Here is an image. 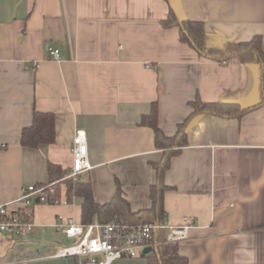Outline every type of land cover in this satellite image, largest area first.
Returning <instances> with one entry per match:
<instances>
[{
	"label": "crops",
	"instance_id": "0c3cea01",
	"mask_svg": "<svg viewBox=\"0 0 264 264\" xmlns=\"http://www.w3.org/2000/svg\"><path fill=\"white\" fill-rule=\"evenodd\" d=\"M170 7L203 21L210 45L259 35L264 47V0H0V204L20 209L25 186L48 183L49 162L71 170L84 129L93 168L80 179L96 200L108 202L119 181L132 210L147 208L151 163L163 154L140 124L153 102L173 136L197 96L241 108L262 100L264 65L201 57L178 26L161 23ZM35 110L55 115V141L29 148L21 134ZM186 138L165 173L164 224L190 225L181 254L189 264H264V105L242 116L200 114ZM58 185L59 203L30 208L32 229L0 231V264H75L54 254L73 242L60 217L81 222L82 200L69 202ZM149 253L113 264H148Z\"/></svg>",
	"mask_w": 264,
	"mask_h": 264
},
{
	"label": "trees",
	"instance_id": "16d2710c",
	"mask_svg": "<svg viewBox=\"0 0 264 264\" xmlns=\"http://www.w3.org/2000/svg\"><path fill=\"white\" fill-rule=\"evenodd\" d=\"M164 27L178 26L180 39L195 48L201 57L219 60L239 59L247 62H256L264 65V47L262 37L254 36L249 41L232 42L224 41L220 45H210L208 35L205 32L204 22L201 20L180 19L175 9L170 7L169 16L162 20ZM262 100L252 106L241 108L237 104L209 103L201 100L199 96L191 102L194 110L190 116L179 124L177 133L169 136L164 133L159 125L158 103L152 104L151 111L144 114L140 124L149 126L154 131L155 146L163 150L159 161L152 162L157 172V181L150 187L151 205L137 211L132 210L129 200L124 196L121 183L117 181V189L112 198L105 203L96 200L93 186L90 181L68 177L70 170L64 169L58 164L48 163L49 198L52 203L60 202V182L67 186V200L73 201L74 197L82 200L81 222L90 223L96 218L101 222L113 219L127 224L142 222H157L164 224L167 219V211L164 205L165 193L170 186L165 181V173L170 168L171 160L181 152V147L187 145V127L193 118L203 113L219 115L242 116L253 109L264 105V72L262 74ZM55 141V115L52 112L35 110L32 123L22 130L21 144L29 148H38L41 145ZM26 211L21 210V215L26 216ZM165 225V224H164ZM165 229H160L155 234L157 244L147 255L148 264H189L188 258L181 254L178 242L166 240Z\"/></svg>",
	"mask_w": 264,
	"mask_h": 264
},
{
	"label": "built area",
	"instance_id": "2783aa9c",
	"mask_svg": "<svg viewBox=\"0 0 264 264\" xmlns=\"http://www.w3.org/2000/svg\"><path fill=\"white\" fill-rule=\"evenodd\" d=\"M50 53L53 59H61L58 48L51 49ZM72 152L73 165L68 177L77 179L83 172L93 168L89 158L88 137L84 129L76 131ZM48 188V185L25 186L21 196L15 200L21 203L18 210L10 211L9 204H0V231L24 232L32 229L34 220L30 208L36 203L53 202L48 196ZM21 210L26 211V216L21 215ZM189 227V224L167 226L157 222L127 224L117 219L101 222L97 218L84 224L60 217L59 228L72 238L73 242L60 246L54 256L72 257L75 264H113L122 258L137 257L147 247L153 248L157 244L155 234L160 229H165L167 241L178 242L188 237Z\"/></svg>",
	"mask_w": 264,
	"mask_h": 264
},
{
	"label": "water",
	"instance_id": "95a60500",
	"mask_svg": "<svg viewBox=\"0 0 264 264\" xmlns=\"http://www.w3.org/2000/svg\"><path fill=\"white\" fill-rule=\"evenodd\" d=\"M38 201V200H37ZM150 251H152V248L151 247H147L144 249L143 253H142V256H145L147 253H149Z\"/></svg>",
	"mask_w": 264,
	"mask_h": 264
}]
</instances>
